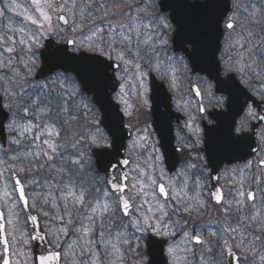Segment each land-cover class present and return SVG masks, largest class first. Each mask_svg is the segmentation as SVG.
<instances>
[{
    "label": "snow or ice",
    "instance_id": "1",
    "mask_svg": "<svg viewBox=\"0 0 264 264\" xmlns=\"http://www.w3.org/2000/svg\"><path fill=\"white\" fill-rule=\"evenodd\" d=\"M189 68L196 139L173 149L159 109ZM237 81L264 101V0H3L0 264L32 242V264H264V114L208 112Z\"/></svg>",
    "mask_w": 264,
    "mask_h": 264
},
{
    "label": "flooded vegetation",
    "instance_id": "2",
    "mask_svg": "<svg viewBox=\"0 0 264 264\" xmlns=\"http://www.w3.org/2000/svg\"><path fill=\"white\" fill-rule=\"evenodd\" d=\"M3 1L0 0V4H2ZM6 16L12 17V21L16 19L14 16V13H6ZM4 23L9 22L8 20H4ZM189 75L186 79L179 82V91H169L167 88V85H164L165 94L168 97L167 100V107H160L159 111L161 113H167L168 118L170 120V131H169V138L172 142L171 147L175 149L179 145V142L181 138L188 141H194L196 139L195 136L191 134V132L185 127V120H187V116L185 115V110L196 112V109L198 107V101L201 100V98L195 97L194 91H192V88L195 84V81L197 79L198 75H203L202 73H194L191 68H189ZM225 79L223 75H221V80ZM156 85L160 84V81L157 80L155 82ZM237 84H239V81H237ZM240 86V92L237 93L231 101L228 98L227 92H219L217 91L218 96H224L225 100L221 107L214 108L211 104L208 105V112L212 115H218L224 122L226 123H235L239 124V122L245 117L247 114L248 108L251 107L255 112L258 114H264V101H261L257 95H254L251 90L245 88L242 84H239ZM213 91H216V85L215 82L213 83ZM129 102L133 105V109L135 110L136 106V99L135 97H129ZM203 103L207 104V99H203ZM242 109V111H241ZM99 118L100 113L97 106ZM145 121L149 124H151L153 127L150 129V131H155V128L157 126V117L153 114L152 111H148L145 113L144 116L140 117L139 123L136 124V127H143L145 124ZM197 125L200 126L201 129H204L207 121L201 120L198 118L195 122ZM252 124L257 123L255 120L251 121ZM124 124L128 125V118L124 117ZM131 130V132L134 133L135 128L128 126ZM245 135H249V132H245ZM198 135L203 138L204 137V131H200ZM153 139H158V134L153 137ZM256 140L255 138L252 140V143L255 144ZM198 150L203 152L204 146L200 145L198 146ZM190 149H186L183 154L177 153L173 151V156L176 158L177 161H179L180 164L183 163V161L188 158V153L190 152ZM238 155H243L242 153H239ZM125 158H127V153H124ZM238 163L242 164V161H239ZM165 166L171 167V163L166 159L165 160ZM179 166V164L177 165ZM221 184H224V181H220ZM225 195H227L228 189L225 188ZM205 222L209 223H217L219 222L218 214L215 210H212L208 215H205L201 218L199 221L200 226L204 227ZM227 258H222V264H226Z\"/></svg>",
    "mask_w": 264,
    "mask_h": 264
},
{
    "label": "rangeland",
    "instance_id": "3",
    "mask_svg": "<svg viewBox=\"0 0 264 264\" xmlns=\"http://www.w3.org/2000/svg\"><path fill=\"white\" fill-rule=\"evenodd\" d=\"M3 1V0H2ZM27 0H18L17 3H20L21 5H23L24 3H26ZM15 15V14H14ZM16 19H14L13 22L19 20L17 18L19 17H16V15L14 16ZM8 23V22H6ZM18 227H24L23 225V216H21V223L20 225H18ZM28 229V228H27ZM29 231V230H28ZM9 235V239H10V233H8ZM18 238H19V234H18ZM17 248L20 249V251L22 253H24V255H20L19 257L15 254L12 255V259L13 260H17L18 258L20 259L21 261V264H24V261L27 260V264H32V247H26V246H23V245H14L12 248H11V252L12 253H16L17 252ZM59 249V248H58ZM3 252H2V249H1V246H0V255H2ZM132 254H129V262L131 264V261L133 260V257L131 256Z\"/></svg>",
    "mask_w": 264,
    "mask_h": 264
},
{
    "label": "water",
    "instance_id": "4",
    "mask_svg": "<svg viewBox=\"0 0 264 264\" xmlns=\"http://www.w3.org/2000/svg\"><path fill=\"white\" fill-rule=\"evenodd\" d=\"M155 107V106H154ZM102 116H103V114H102ZM102 120H103V117H102ZM125 131V136H128V134L129 133H126V129L124 130ZM126 143H127V141H126ZM122 151V154L124 153V150L122 149L121 150ZM29 227H30V230H31V225L29 224ZM34 244H35V242H34ZM3 246V245H2ZM41 247H43L44 248V246L42 245ZM40 249V248H39ZM39 249L37 250V251H39Z\"/></svg>",
    "mask_w": 264,
    "mask_h": 264
}]
</instances>
